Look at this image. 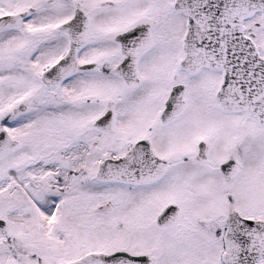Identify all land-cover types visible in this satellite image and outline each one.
<instances>
[{
	"label": "snow or ice",
	"instance_id": "1",
	"mask_svg": "<svg viewBox=\"0 0 264 264\" xmlns=\"http://www.w3.org/2000/svg\"><path fill=\"white\" fill-rule=\"evenodd\" d=\"M0 264H264V0H0Z\"/></svg>",
	"mask_w": 264,
	"mask_h": 264
}]
</instances>
